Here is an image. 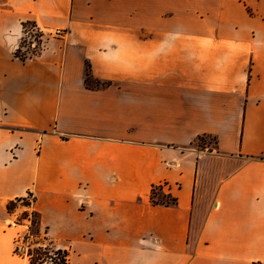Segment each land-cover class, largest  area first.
Masks as SVG:
<instances>
[{
  "label": "crops",
  "instance_id": "obj_1",
  "mask_svg": "<svg viewBox=\"0 0 264 264\" xmlns=\"http://www.w3.org/2000/svg\"><path fill=\"white\" fill-rule=\"evenodd\" d=\"M28 195L68 264H264V0H0V264Z\"/></svg>",
  "mask_w": 264,
  "mask_h": 264
},
{
  "label": "built area",
  "instance_id": "obj_2",
  "mask_svg": "<svg viewBox=\"0 0 264 264\" xmlns=\"http://www.w3.org/2000/svg\"><path fill=\"white\" fill-rule=\"evenodd\" d=\"M65 35L66 32L64 30L61 29L47 30L40 28L38 26H35L30 30H22V38L20 40L19 48L17 49L15 56L20 60H26L28 58H32L42 50L47 40L62 38ZM27 222L28 225H30V222L29 221ZM12 226H15V222L12 223ZM32 237L33 236L30 235L29 232L22 235L16 234L13 244V252L16 256L22 257L24 259L30 257L29 252L31 250L28 243ZM37 246L39 247L41 245L37 244Z\"/></svg>",
  "mask_w": 264,
  "mask_h": 264
},
{
  "label": "rangeland",
  "instance_id": "obj_3",
  "mask_svg": "<svg viewBox=\"0 0 264 264\" xmlns=\"http://www.w3.org/2000/svg\"><path fill=\"white\" fill-rule=\"evenodd\" d=\"M214 143H215L214 139L210 137H203L202 141L196 142L195 147H198V148L199 147L204 148L206 146L213 147ZM33 202H34V199L31 196H26L24 202H17L16 204H14V208H12V211L15 214V218H14L15 226L13 227L16 230V234L22 235V234L29 232V234L33 236L28 243L31 251H33L35 248H38L37 244H40L42 247L47 246L53 252H55L57 245L54 244L50 239L46 238V236L40 235L39 233L38 223H37L38 215L32 209ZM25 205H28V206H25ZM25 213H27L28 217H24ZM27 221L30 222V225H28ZM27 225H28V228H27ZM52 258H54L55 260L56 256H52ZM30 259H33V255L27 258V261H28L27 264L30 262ZM38 263L39 264H51V261L49 259H45L44 261H42L41 259V261H38Z\"/></svg>",
  "mask_w": 264,
  "mask_h": 264
},
{
  "label": "trees",
  "instance_id": "obj_4",
  "mask_svg": "<svg viewBox=\"0 0 264 264\" xmlns=\"http://www.w3.org/2000/svg\"><path fill=\"white\" fill-rule=\"evenodd\" d=\"M242 1V0H239ZM36 25L33 22H27L23 24V30H30L34 28ZM202 138H198V141H202ZM215 142V140H214ZM30 196V195H28ZM150 200L151 203L154 205H164V206H169V205H175L176 200L169 197L168 195H164L161 193V187L156 186L153 187L151 190L150 194ZM25 198L18 199L15 202H12L8 205V211H12V208H14V204L17 202H24ZM28 206V205H25ZM27 213L24 214V217H27ZM38 223V222H37ZM51 245V243H50ZM30 256L33 255V259H30V262L28 264H39L38 261H44L45 259H49L51 261V264H68V253L66 250H61V249H55V252H53L50 248L47 246L41 247L39 246L38 248H35L33 251L29 252ZM56 256V259L52 258V256ZM42 263V262H40Z\"/></svg>",
  "mask_w": 264,
  "mask_h": 264
}]
</instances>
